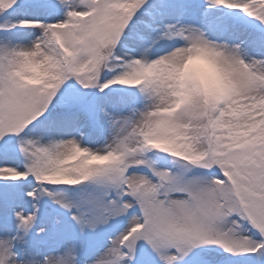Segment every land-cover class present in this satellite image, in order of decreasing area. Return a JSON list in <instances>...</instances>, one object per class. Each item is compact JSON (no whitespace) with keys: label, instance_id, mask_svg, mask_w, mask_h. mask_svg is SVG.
<instances>
[{"label":"snow or ice","instance_id":"obj_1","mask_svg":"<svg viewBox=\"0 0 264 264\" xmlns=\"http://www.w3.org/2000/svg\"><path fill=\"white\" fill-rule=\"evenodd\" d=\"M0 264H264V0H0Z\"/></svg>","mask_w":264,"mask_h":264}]
</instances>
